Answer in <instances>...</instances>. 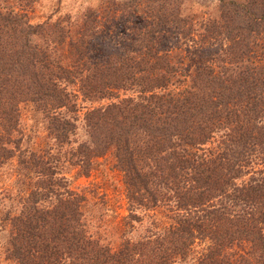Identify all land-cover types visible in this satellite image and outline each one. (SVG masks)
Wrapping results in <instances>:
<instances>
[{"label":"trees","instance_id":"obj_1","mask_svg":"<svg viewBox=\"0 0 264 264\" xmlns=\"http://www.w3.org/2000/svg\"><path fill=\"white\" fill-rule=\"evenodd\" d=\"M13 1L0 6V170L13 161L16 176L0 193L5 259L264 264V0H219L199 33L185 0H112L79 23H31L32 0ZM197 35L219 49L190 63ZM68 167L121 176L128 213L109 235L95 236L106 213L85 209L109 199L71 189Z\"/></svg>","mask_w":264,"mask_h":264},{"label":"rangeland","instance_id":"obj_2","mask_svg":"<svg viewBox=\"0 0 264 264\" xmlns=\"http://www.w3.org/2000/svg\"><path fill=\"white\" fill-rule=\"evenodd\" d=\"M112 0H32L31 4L28 6V13L30 15L31 23L42 22L49 15L53 16V19L63 18L69 19L71 23H79L83 14L87 10H94L97 7H105L107 9ZM120 2V0H116ZM239 1V0H236ZM219 0H185L183 4V17L187 24L193 25L198 33L202 30L204 24V19L208 18L210 15L212 17H218L221 10L219 9ZM15 2L13 0H0L1 7H14ZM196 44L198 46L190 49L188 54L190 63H200L204 59L212 57V53L217 51L219 47L206 48L198 42V35L196 36ZM122 93V92H120ZM119 93V94H120ZM129 91L125 93L128 95ZM123 94V93H122ZM104 103V102H102ZM106 103V102H105ZM82 112L90 106L91 104L80 100L79 104ZM92 105H97L93 103ZM22 120L25 122L26 126L30 124V106L22 105ZM84 109V110H83ZM27 128V127H26ZM81 138V137H80ZM39 141V138L37 139ZM15 166L14 162L10 161L2 167L0 170V193H8L9 190L14 192L13 184L15 181ZM77 169L68 167V169L63 170V174L69 179L70 187L76 192H80L83 189L87 190V187L95 190V199L101 197L100 195H105L106 199H109V205L102 206V210L99 207L93 208L91 204L86 210L94 211L97 210L98 213H106V221L110 223H103L95 236H106L111 233V229L114 224H123L121 218L125 217L128 213L127 211V201L124 196V189L122 184V178L118 173L111 172L109 169H104L101 174L95 172L89 179L84 177L76 178ZM101 193V194H99ZM93 194V195H94ZM91 194V197H93ZM1 198V196H0ZM2 201L0 200V203ZM142 215V211L140 212ZM148 215V214H146ZM158 220L163 221V219L158 216ZM151 219L148 216L143 215L141 223L133 222L134 230L129 232V237H137L143 235L147 225L150 223ZM96 225H93V229L96 231ZM126 231H129L127 228ZM4 234H0V264H12L10 261L5 259V254L3 248L1 247V240L4 239ZM127 235V234H126ZM113 238V234L110 235V239ZM191 259V256L187 258ZM185 262L179 261L178 264H184Z\"/></svg>","mask_w":264,"mask_h":264}]
</instances>
